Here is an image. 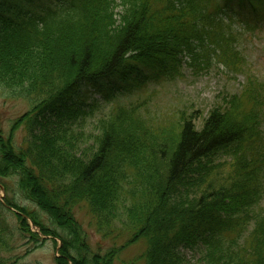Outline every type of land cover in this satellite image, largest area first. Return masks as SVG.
I'll list each match as a JSON object with an SVG mask.
<instances>
[{"label": "trees", "instance_id": "1", "mask_svg": "<svg viewBox=\"0 0 264 264\" xmlns=\"http://www.w3.org/2000/svg\"><path fill=\"white\" fill-rule=\"evenodd\" d=\"M231 1L264 13V0H0V88L31 104L8 132L0 123V180L15 177L20 195L49 219L5 199L23 238L45 241L31 221L55 246L61 241L56 264H113L116 251H92L73 208L87 204L94 225L107 228L124 189L132 240L146 238L144 264H185L182 251L196 248L200 264H264V209L256 208L264 194V87L252 76L200 126L190 113L155 124L137 106L116 105L80 151L72 125L80 85L101 88L124 67L169 74L184 52L206 65L247 66ZM19 129L24 140L15 145ZM225 155L230 168L221 172L216 159ZM4 222L0 264L11 237Z\"/></svg>", "mask_w": 264, "mask_h": 264}, {"label": "rangeland", "instance_id": "2", "mask_svg": "<svg viewBox=\"0 0 264 264\" xmlns=\"http://www.w3.org/2000/svg\"><path fill=\"white\" fill-rule=\"evenodd\" d=\"M18 0H16L17 2ZM43 3H58L62 0H33ZM22 4V3H21ZM25 4V2H23ZM232 9L229 15L233 18V28L240 34L238 47L247 63L239 71L225 67L221 62L212 59L206 65L202 59L194 58L184 52L179 57V64L169 74L158 73V76L147 67H124L112 77L101 79L99 84L80 85L77 100L80 101L79 117L74 119L73 129L82 142L80 151L87 146L92 147V142L97 135L98 120L111 112L116 105L137 106L139 113L145 120L152 123H166L169 125L180 112L192 114L198 126L201 125L207 113L223 104L224 101L240 92L247 86L248 76H252L257 84L264 87V14L255 16L253 11L246 12L240 9L234 1L229 2ZM257 23L258 27L247 28V23ZM238 34V35H239ZM261 136L264 139V90L261 93ZM31 107L30 102L24 99L6 96L0 88V123L3 131L8 132L12 120L21 116ZM162 120V122H160ZM15 145H22L24 132L19 129L14 134ZM80 144V143H79ZM219 171L229 170L230 158L220 156L216 159ZM264 173V169L262 171ZM125 192L122 190L121 202L118 203L117 217L110 225L102 229L96 227L95 220L90 214L87 204L80 203L73 208L74 216L79 221L89 247L94 252L105 253L108 250L116 251L113 264H144L142 255L146 250V238L132 240L126 225L124 214ZM12 199L21 207H29L36 212L38 217L49 225L46 215L31 201L20 195L15 177L1 178L0 180V223L3 222L11 231L9 247L1 252L3 264H56L54 257L57 254L60 240L52 236L43 237L37 246L28 238H23L18 230V220L15 213L6 207L5 199ZM120 200V198H119ZM3 201V203H2ZM124 204V206H123ZM258 209H264V194ZM31 224V222H30ZM53 226V225H52ZM112 226V227H111ZM32 229V224L30 225ZM54 227V226H53ZM131 240V241H130ZM185 264H200L199 258L202 249H189L182 251Z\"/></svg>", "mask_w": 264, "mask_h": 264}, {"label": "bare ground", "instance_id": "3", "mask_svg": "<svg viewBox=\"0 0 264 264\" xmlns=\"http://www.w3.org/2000/svg\"><path fill=\"white\" fill-rule=\"evenodd\" d=\"M238 38H239V36H238ZM31 222V221H30ZM31 224H32V229H31V227H30V229L33 231V232H36L38 235H39V237L40 236H43V234H42V232L40 231V229L38 228V227H36V226H34V224L31 222ZM30 223H29V225H31ZM43 237H47V236H43ZM59 240V239H58ZM60 245H61V241H60ZM59 245V246H60ZM58 246V247H59ZM58 255V251H57V254L55 255V256H57Z\"/></svg>", "mask_w": 264, "mask_h": 264}]
</instances>
